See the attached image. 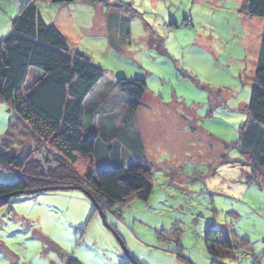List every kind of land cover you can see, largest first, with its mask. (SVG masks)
<instances>
[{
  "label": "rangeland",
  "instance_id": "rangeland-1",
  "mask_svg": "<svg viewBox=\"0 0 264 264\" xmlns=\"http://www.w3.org/2000/svg\"><path fill=\"white\" fill-rule=\"evenodd\" d=\"M243 2L80 1L61 13L69 45L100 66V84L118 93L113 107L128 104L117 79L145 80L138 126L152 191L102 208L103 217L78 188L16 194L0 207V264H66L71 256L82 264H264V176L239 145L262 30ZM37 6L49 23L50 3ZM6 7L0 0V37L19 12ZM2 92L0 144L9 131L30 142L29 160L46 172L55 149L29 132L18 135L22 126ZM18 176L0 165V182ZM208 228L240 245L213 259L203 239Z\"/></svg>",
  "mask_w": 264,
  "mask_h": 264
},
{
  "label": "trees",
  "instance_id": "trees-1",
  "mask_svg": "<svg viewBox=\"0 0 264 264\" xmlns=\"http://www.w3.org/2000/svg\"><path fill=\"white\" fill-rule=\"evenodd\" d=\"M41 1L52 4L51 0H26L11 19V29L0 38V89L22 126L18 135L29 132L47 142L55 149V165H49L45 172L39 163H31L33 148L25 150L31 143L20 142L9 131L1 139L0 165L19 176L11 183L0 182V207L10 203L16 191L50 185H75L91 194L104 209L120 206L132 197L146 200L152 183L150 168L142 160L119 164L120 149L110 144L112 165H95L104 155L100 147L104 139L93 127L82 128L81 120L88 116L83 111V100L104 72L81 52L69 51L65 36L41 16L37 6ZM242 9L264 20V0H244ZM114 86L128 99L123 122L129 123L141 104L146 82L119 78ZM246 110L249 119L241 124L239 145L242 153L248 154L253 169L264 176V23ZM217 232L216 228H208L203 235L213 259L229 255L240 245L229 236L217 237ZM66 264L82 263L71 256Z\"/></svg>",
  "mask_w": 264,
  "mask_h": 264
},
{
  "label": "crops",
  "instance_id": "crops-1",
  "mask_svg": "<svg viewBox=\"0 0 264 264\" xmlns=\"http://www.w3.org/2000/svg\"><path fill=\"white\" fill-rule=\"evenodd\" d=\"M1 1H4V3L6 2V4L8 5L6 9L9 10V14L15 9L18 12L26 2V0H1ZM51 1L52 4L50 5L52 9H54L53 11L54 16H52L50 21L48 22L54 24L59 29V31L65 36L69 51L71 53L78 51L74 47H71L69 45V42L67 40V34L70 33L66 28L62 29L60 27L59 17H62L61 13L63 11H65L66 9L69 10L68 8L70 5L79 4L80 1L79 0H51ZM245 14L248 16L249 20L256 22L255 25L258 24L260 30L263 29V23H264L263 19H260L259 22H257L255 21L256 17H254L249 13H245ZM10 29H11V25H10ZM255 64L253 65L254 67ZM100 80L96 83L94 88L87 94V96L83 100V111L85 112L84 114L88 116L83 117L81 120L82 128L93 127L97 133V136L103 137L104 139L103 142L100 140V147H102L103 151L104 150L105 151H104V155H102V157L99 158V161L102 164H106V166L114 162L113 157L111 161L109 160V158L111 157V153L109 151L112 146L110 144H116L118 146L120 151L123 153L121 156L123 157L124 155L127 158V162L134 160H143L145 158L146 146L142 138L141 130L138 126V121L143 120V115H146V113L139 112L137 108L132 120L129 123H124L123 117L125 115L126 108L121 106V109L117 110L115 107H113V105L110 102L111 96L118 93L113 90L111 85L108 86L107 88H104L100 84ZM125 148L130 149L132 152L125 151ZM118 163L123 165L126 164L124 161H119V160Z\"/></svg>",
  "mask_w": 264,
  "mask_h": 264
},
{
  "label": "water",
  "instance_id": "water-1",
  "mask_svg": "<svg viewBox=\"0 0 264 264\" xmlns=\"http://www.w3.org/2000/svg\"><path fill=\"white\" fill-rule=\"evenodd\" d=\"M71 188L80 189L79 187H77L75 185H50V186L37 188V189L19 190V191H16V192L12 193V194L16 195V194H20V193H31V192H38V191H45V190L71 189ZM85 194L91 199V201L93 202L95 208L100 212V214L103 217L102 208L100 207V205L94 200V198L89 193L85 192Z\"/></svg>",
  "mask_w": 264,
  "mask_h": 264
},
{
  "label": "built area",
  "instance_id": "built-area-1",
  "mask_svg": "<svg viewBox=\"0 0 264 264\" xmlns=\"http://www.w3.org/2000/svg\"><path fill=\"white\" fill-rule=\"evenodd\" d=\"M40 159V158H39ZM242 256H244L245 257V254H242Z\"/></svg>",
  "mask_w": 264,
  "mask_h": 264
}]
</instances>
